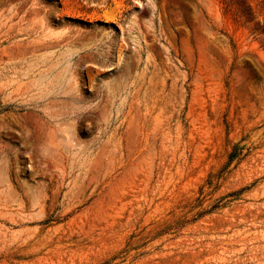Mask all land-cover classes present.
<instances>
[{"label": "rangeland", "instance_id": "1", "mask_svg": "<svg viewBox=\"0 0 264 264\" xmlns=\"http://www.w3.org/2000/svg\"><path fill=\"white\" fill-rule=\"evenodd\" d=\"M0 264H264V0H0Z\"/></svg>", "mask_w": 264, "mask_h": 264}, {"label": "trees", "instance_id": "2", "mask_svg": "<svg viewBox=\"0 0 264 264\" xmlns=\"http://www.w3.org/2000/svg\"><path fill=\"white\" fill-rule=\"evenodd\" d=\"M230 158H232V155L230 156Z\"/></svg>", "mask_w": 264, "mask_h": 264}]
</instances>
